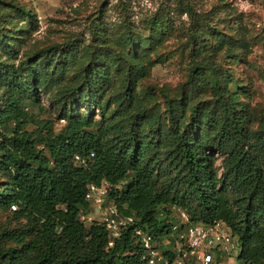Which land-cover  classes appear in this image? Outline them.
I'll use <instances>...</instances> for the list:
<instances>
[{"label": "trees", "instance_id": "trees-1", "mask_svg": "<svg viewBox=\"0 0 264 264\" xmlns=\"http://www.w3.org/2000/svg\"><path fill=\"white\" fill-rule=\"evenodd\" d=\"M153 27L167 25L156 21ZM89 37L82 47L71 40L19 60L14 52L0 58V211L16 223L0 225V264H145L133 229L162 236L172 207L192 223L223 222L238 237L239 259L264 264V127L251 129L238 92L230 88L232 76L219 73L212 55L194 48L199 65L182 90L205 84L211 96L187 103L186 120L177 106L181 99H167L165 121L151 105L152 95L136 92L147 72L137 57L112 45L99 22ZM123 43L136 45L132 33ZM238 44L247 43L241 38ZM223 48L218 39L215 52ZM78 60L82 74L67 79ZM106 61L124 74L108 98L119 117L111 121L97 101L115 85ZM55 89L64 110L87 99L100 120L66 115L62 129L54 131L50 120L31 115L29 107ZM30 124L36 127L26 129ZM215 152L223 156L221 175L213 165ZM101 182L111 186L107 200L135 219L118 237L111 238L99 221L86 225L80 218L90 206L88 185Z\"/></svg>", "mask_w": 264, "mask_h": 264}, {"label": "rangeland", "instance_id": "rangeland-1", "mask_svg": "<svg viewBox=\"0 0 264 264\" xmlns=\"http://www.w3.org/2000/svg\"><path fill=\"white\" fill-rule=\"evenodd\" d=\"M20 9H27L30 14H23ZM156 21H163L166 30L154 28ZM98 22L112 45H118V50L126 55H134L146 67L136 92L150 93L151 105L156 106L165 121L167 99H181L177 106L186 120L187 103L211 96L210 86L205 84L195 83L188 92L182 90L191 71L199 65L192 51L200 48L212 55L210 59L219 73L232 76L230 88L238 92L251 129L264 127V0H0V30L4 34L0 58L14 52L19 60L34 50L71 40L82 47L90 40V27ZM128 33L136 41L133 47L123 43ZM241 38L246 41V48L239 46ZM218 39L223 40L224 48L215 52ZM8 50L10 55L4 53ZM105 65L115 85L98 95L97 101L105 121H111L119 117L108 98L121 85L124 74L111 61ZM83 67L79 60L71 63L67 79L81 75ZM208 75L210 80V72ZM56 91L42 94L40 104L30 106L29 113L50 120L54 131L61 130L62 117L70 115L85 114L100 120L98 108L87 99L66 104L64 110L56 102ZM35 127L30 124L26 129ZM222 159L219 152L214 153L213 165L218 175L222 172ZM2 181L4 177L0 175ZM87 212L83 214L86 225L100 220L98 207L90 204ZM0 225L16 223L11 221L9 212L0 211ZM232 261L238 262L235 258Z\"/></svg>", "mask_w": 264, "mask_h": 264}, {"label": "built area", "instance_id": "built-area-1", "mask_svg": "<svg viewBox=\"0 0 264 264\" xmlns=\"http://www.w3.org/2000/svg\"><path fill=\"white\" fill-rule=\"evenodd\" d=\"M111 186L106 182L89 184L85 200L100 210L99 222L111 238L135 223L133 216L123 215L107 200ZM162 236L144 227H134V235L143 249L145 264H245L239 259L240 242L221 221L192 223L187 214L172 207ZM83 220L84 216L81 214ZM112 245V242H109ZM236 259L238 262L232 261Z\"/></svg>", "mask_w": 264, "mask_h": 264}]
</instances>
